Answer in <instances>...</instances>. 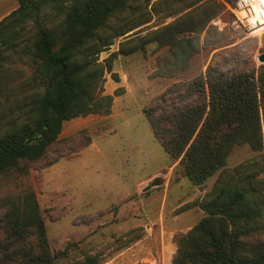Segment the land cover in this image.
<instances>
[{"label": "trees", "instance_id": "1", "mask_svg": "<svg viewBox=\"0 0 264 264\" xmlns=\"http://www.w3.org/2000/svg\"><path fill=\"white\" fill-rule=\"evenodd\" d=\"M16 2L0 20V68L10 54L28 57L35 88L0 118V264H98L96 256L66 262L76 243L51 249L30 169L55 162L47 158L56 153L64 122L110 112L112 96L102 94V85L115 53L153 44L166 49L165 68L174 75L201 51L199 35L236 0ZM153 17L171 21L132 38ZM122 37L130 39L99 63ZM225 64V56L214 55L204 75L170 87L143 110L153 136L191 184L219 173L199 203L203 218L176 236L171 264H264V181L254 168L260 158L224 170L236 146L264 157V65Z\"/></svg>", "mask_w": 264, "mask_h": 264}, {"label": "rangeland", "instance_id": "2", "mask_svg": "<svg viewBox=\"0 0 264 264\" xmlns=\"http://www.w3.org/2000/svg\"><path fill=\"white\" fill-rule=\"evenodd\" d=\"M10 1L17 8L16 0ZM8 6L0 4V13ZM170 21L153 17L132 31V38ZM210 27L199 35L201 51L185 70L174 75L165 68L166 49L153 44L144 52L117 54L130 39L122 37L99 55L102 63L116 54L102 85V94L112 96L110 112L64 122L55 144L59 157L53 152L47 158L55 161L53 164L34 166L29 172L51 249L63 250L76 243L66 262L96 256L98 264H171L176 236L203 218L199 203L219 173L200 186L191 184L179 170L178 161L172 160L153 136L143 110L170 87L204 75L214 55L225 56L228 68L264 65L257 60L264 53V27L247 31L235 22L229 7ZM33 71L26 56L10 54L4 61L0 68V118L11 116L15 101L34 92ZM252 159H259L254 168L260 170L258 177L264 181V157L246 145L232 149L224 170ZM157 178L160 184L144 191Z\"/></svg>", "mask_w": 264, "mask_h": 264}, {"label": "built area", "instance_id": "3", "mask_svg": "<svg viewBox=\"0 0 264 264\" xmlns=\"http://www.w3.org/2000/svg\"><path fill=\"white\" fill-rule=\"evenodd\" d=\"M235 22L251 32L264 27V0H236L230 8Z\"/></svg>", "mask_w": 264, "mask_h": 264}, {"label": "crops", "instance_id": "4", "mask_svg": "<svg viewBox=\"0 0 264 264\" xmlns=\"http://www.w3.org/2000/svg\"><path fill=\"white\" fill-rule=\"evenodd\" d=\"M0 4H8L9 6L0 13V20L7 16L10 12L16 9V5L10 0H0Z\"/></svg>", "mask_w": 264, "mask_h": 264}, {"label": "water", "instance_id": "5", "mask_svg": "<svg viewBox=\"0 0 264 264\" xmlns=\"http://www.w3.org/2000/svg\"><path fill=\"white\" fill-rule=\"evenodd\" d=\"M257 60H258V62H259L260 64H264V53L258 55ZM160 182H161L160 179H158V178H157V179H154L151 183H149V184L145 187L144 191H148V190H149L150 188H152L153 186H157V185H159Z\"/></svg>", "mask_w": 264, "mask_h": 264}]
</instances>
